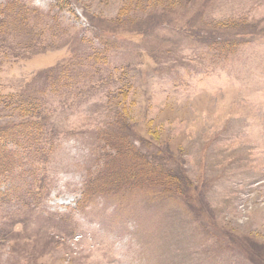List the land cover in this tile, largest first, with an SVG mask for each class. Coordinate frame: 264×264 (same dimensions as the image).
<instances>
[{
    "label": "rangeland",
    "instance_id": "obj_1",
    "mask_svg": "<svg viewBox=\"0 0 264 264\" xmlns=\"http://www.w3.org/2000/svg\"><path fill=\"white\" fill-rule=\"evenodd\" d=\"M10 128L0 264H264V0H0Z\"/></svg>",
    "mask_w": 264,
    "mask_h": 264
},
{
    "label": "trees",
    "instance_id": "obj_2",
    "mask_svg": "<svg viewBox=\"0 0 264 264\" xmlns=\"http://www.w3.org/2000/svg\"><path fill=\"white\" fill-rule=\"evenodd\" d=\"M97 60H100L102 63H103V58H97ZM6 132L3 133V135H0V143L4 141V137L7 139V140H10V141H13L14 142V139L16 137H14V134L13 132H16V130L14 131L12 128L8 129V130H5ZM40 131V130H38ZM24 146H27V145H24ZM11 160L9 158H7L2 165H0V170L1 168L2 169H5L9 166ZM1 173L2 174H5L2 170H1ZM150 173V174H149ZM156 174H154V170L152 168L149 167V169L147 170L146 169V173L143 174V177L144 179L145 178H150V177H153L155 176ZM159 176H162V174H159ZM176 179L171 177V178H167V177H164L163 179H161V183H162V186L164 188V191H167V189L169 187H173V186H176ZM178 192V191H177ZM175 192V193H177Z\"/></svg>",
    "mask_w": 264,
    "mask_h": 264
}]
</instances>
